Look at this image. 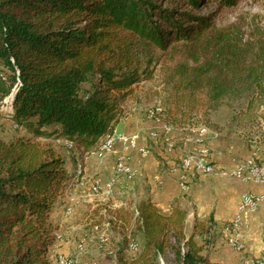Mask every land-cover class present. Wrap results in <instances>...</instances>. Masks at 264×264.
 I'll return each mask as SVG.
<instances>
[{
    "label": "trees",
    "instance_id": "1",
    "mask_svg": "<svg viewBox=\"0 0 264 264\" xmlns=\"http://www.w3.org/2000/svg\"><path fill=\"white\" fill-rule=\"evenodd\" d=\"M199 5L200 0H0V106L7 99L10 120L35 137L98 150L142 79L137 55L146 47L188 51L168 77L180 109L193 112L200 96L210 109L240 92L262 97L264 36L236 37L196 12ZM156 158L161 171L166 160ZM70 178L53 149L41 152L30 140L0 138V264H52L49 215ZM119 210L117 264H161L171 255L176 264H214L206 254L213 215L196 220L187 235L188 210L179 205L164 212L143 198L131 211Z\"/></svg>",
    "mask_w": 264,
    "mask_h": 264
},
{
    "label": "rangeland",
    "instance_id": "2",
    "mask_svg": "<svg viewBox=\"0 0 264 264\" xmlns=\"http://www.w3.org/2000/svg\"><path fill=\"white\" fill-rule=\"evenodd\" d=\"M195 10L210 17L218 28H228L233 35L242 37L245 41H254L264 36V0H200L199 8ZM177 51L178 49L161 50L148 47L138 51L137 65L142 79L134 84V93L125 101L123 115L116 123L113 133H126L123 131L132 124L136 126L134 119H137V126L144 135L139 137V144L144 146L145 155H153L156 161V154L166 159L174 158V161L178 159L175 164L180 166L181 158L194 147V143L187 139L193 132L182 127L188 124H205L214 132L223 133L231 141L243 142L249 151L246 159L253 158L261 164L255 153L264 144V95L261 97L256 91L250 94L240 92L229 96L215 109L208 108L207 101L200 96L193 112L186 106L180 109L175 103L168 77L179 58L189 57L188 51L185 55ZM189 63L193 64V60L189 59ZM6 101L4 99L0 106V138L5 141L20 138L30 140L41 152L53 149L63 158L71 175L68 185L56 198L49 215L55 234L48 251L51 263L117 264L116 250L122 242L119 234L122 231L117 217L119 208L129 212L136 201L151 198L147 196L149 185L140 179L143 176V163L134 165L130 156L133 149L120 148L119 142L114 145L113 152H103L100 148L110 134L104 138L98 150L91 152H84L83 148L67 139L35 137L10 120L7 114L12 109ZM149 112L153 117L159 114V119L150 117ZM159 121L173 126L171 136L174 152L162 143L161 134L157 139L150 136L152 130L159 131ZM147 156L141 155L142 158ZM119 157L124 158L123 166L130 168L133 173V168L138 169V175L131 178L125 171L118 169L116 172ZM213 165L217 171L215 164ZM167 166L166 162L162 164L163 168ZM156 172L160 173L159 166ZM153 185L161 187L156 181ZM260 186L264 187L262 184ZM258 193L255 194L264 195ZM262 203L253 214L254 210L246 212V219L235 235L232 225L237 220L219 223L214 219L211 237L208 236L211 243L206 247V254L212 263L251 264L256 260L264 262V201ZM182 205L179 204L181 207ZM187 219L186 233L190 235L195 221L207 218H191L192 222H187ZM131 231L132 229L127 233L131 234ZM229 238L238 239L242 247L233 246ZM130 245L133 251L135 245ZM161 264L176 262L171 255L168 259L161 260Z\"/></svg>",
    "mask_w": 264,
    "mask_h": 264
},
{
    "label": "crops",
    "instance_id": "3",
    "mask_svg": "<svg viewBox=\"0 0 264 264\" xmlns=\"http://www.w3.org/2000/svg\"><path fill=\"white\" fill-rule=\"evenodd\" d=\"M149 116L159 119V114L156 117H153L149 112ZM135 120L137 119H134L136 126L132 124L130 128L123 132H126V134L129 135L137 134L142 138L144 135L141 134ZM163 123L164 121H159L160 125L169 129V131L165 132L166 135H164V130H156V132L158 133V136L160 134L163 136L161 141L167 146V149H172L174 146L171 136L173 126L171 124ZM192 125L194 127L196 126L195 124ZM182 128L193 132V134L189 135V138H187L189 141L191 137L197 133L195 130L196 128L193 129L190 124L183 126ZM206 133L209 135L210 141V145L206 142L211 151L210 158L211 161L216 162L215 167L218 170L210 174H199L193 172L187 174L185 181L187 186H190L189 189L180 187L179 176L181 170L180 167L175 164V161H179L178 159L174 161V158H165L168 166L167 168H163L160 173H158L156 172V169L159 164L153 155L142 158L138 150L133 149L130 152V156H132L131 162L134 165H141V163H143V168L141 169L143 176L140 179H143V181L149 185L147 196L157 202L158 206L162 209L169 210L175 204H183L182 207H185V209L187 208L189 213L187 222H192L193 219L196 220V218L205 219L211 215H213V218L219 223L237 220L239 216V204L242 196L248 194V191L254 193L262 192L264 191V187L260 186L261 184L257 185L239 181L238 177H233L229 174L223 175L221 170L226 169L231 172L238 162H241L248 157L249 151L243 142H240L239 140H235V142L231 141L226 138L223 133L219 134L218 132H214L210 127ZM152 138L155 139V137ZM118 146L120 148L123 147L120 143ZM201 148L202 147L200 145L194 144L193 149L200 150ZM255 155L259 157V160L262 162L261 164L264 165V144L259 147V150L256 151ZM133 170V175L128 174L131 178L138 175L139 172L138 169L133 168ZM155 181L157 184H161V187L157 188V185H153L155 184ZM246 212L244 214L240 212L244 220L246 219ZM254 212H256V210H254L252 214ZM191 218L193 219L191 220ZM119 234L122 239L121 232H119ZM235 234L236 233H234V235Z\"/></svg>",
    "mask_w": 264,
    "mask_h": 264
},
{
    "label": "bare ground",
    "instance_id": "4",
    "mask_svg": "<svg viewBox=\"0 0 264 264\" xmlns=\"http://www.w3.org/2000/svg\"><path fill=\"white\" fill-rule=\"evenodd\" d=\"M151 115L153 116L152 113H151ZM191 127H193V129L196 128L195 130H198L199 133H197L196 135H193L191 137L190 141H192L196 145H200L202 148L200 150H198V149L190 150L185 155L192 156L195 158V160L211 161L209 158L211 151H210L209 147L207 146V144L205 142L203 143V137H201V133H202V131H204V127L206 128V132L209 130V127L205 124H200V123H199V125H196L195 127L193 125ZM164 135H166V134H164ZM150 136L155 137V135H150ZM157 136H158V133H156V137ZM113 146H114V138L110 137V135H108L105 142L102 144L100 149L103 152H113L114 151ZM144 152H146L145 148H144ZM119 170L125 171L128 174H134L130 170V168H128L126 166H125V168H120ZM263 171H264V166L262 164H259L253 158H248V159L243 160L240 163H238V166H235L231 172L224 169V170H221V173L223 175L229 174L233 177H242L243 175H246V177H248L250 179L262 178V183H264V175H262ZM192 172L193 173L200 172V173H209L210 174V173H213L216 171H215L213 164H212V166L194 169V171H187V172H184V181L186 179V175L188 173H192ZM251 195H253L252 196V205H259L264 201V195H257L255 193L249 192L248 194H246L244 196H251ZM249 210H250V206H242L240 212L242 214H244L246 211H249ZM239 220H244L241 214H239ZM232 227H233V229H232L233 233H237L238 230L241 228L235 222L233 223ZM233 246H236L238 248L242 247L241 243L238 242V239H237V241H233ZM251 264H264V262L256 260V261H252Z\"/></svg>",
    "mask_w": 264,
    "mask_h": 264
},
{
    "label": "built area",
    "instance_id": "5",
    "mask_svg": "<svg viewBox=\"0 0 264 264\" xmlns=\"http://www.w3.org/2000/svg\"><path fill=\"white\" fill-rule=\"evenodd\" d=\"M158 129L164 130V134H165V132L169 131V129L167 127H163L160 124H159ZM150 135H155V139H157L156 138V130H152L150 132ZM110 137L114 138V145L116 144V142H119L123 146V148H125V149H136L139 151V153L142 156H144V157L147 156V155H145V152H144V146L139 144V136L129 135L126 133H112V134H110ZM201 137H203V143L208 142L209 135H207L205 127H204V131H202V133H201ZM113 148H114V146H113ZM172 149H168V150H172ZM123 160H124L123 157L118 158L117 164H116V172H118V169H120V168H125V167H123ZM238 163H240V162H238ZM238 163L235 166H238ZM212 164H216V162L215 161L195 160V158L192 156L184 155L181 158V163L179 166L180 170H181V173L179 176L180 187H186L187 189H189V187H190V186H187L186 181H184V172L194 171V169L212 166ZM262 175H264V171L262 172ZM238 180L245 182V183H252V184H257V185L258 184H264V183H262V178L250 179V178H247L246 175H243V177H238ZM252 196L253 195L242 197L241 202L239 204V213H240L242 206H250V212H252L258 206H260V205H252ZM244 221L245 220H239V217H238L237 221L235 223H237L238 226L241 227L243 225ZM229 241L233 245V241H237V239L229 238Z\"/></svg>",
    "mask_w": 264,
    "mask_h": 264
}]
</instances>
